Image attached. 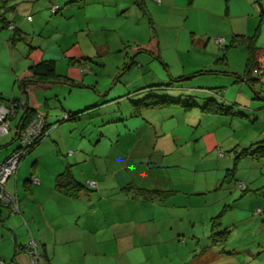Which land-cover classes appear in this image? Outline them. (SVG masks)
<instances>
[{
  "label": "crops",
  "instance_id": "0c3cea01",
  "mask_svg": "<svg viewBox=\"0 0 264 264\" xmlns=\"http://www.w3.org/2000/svg\"><path fill=\"white\" fill-rule=\"evenodd\" d=\"M28 1L30 2L24 5L23 14L20 17L14 16V13H11L9 17L4 15V17L15 27L14 30L20 32L22 38L26 36V39H31L29 33L26 32L28 26L24 27L25 23L30 22L31 29L35 32L42 26L44 19L39 13L31 19H28L29 16L31 17L30 14L24 15L26 12L29 13L31 6L32 10L39 7L36 4L30 5L35 0ZM66 1L70 4L78 3L80 0ZM138 1H141V5ZM201 1L206 4L204 7L207 10L212 8L211 0H193L191 7L196 9L198 2ZM212 1H216L215 4L218 5L223 0ZM234 1L231 0L228 3V9L231 10ZM252 1L257 2V0ZM156 2L162 3V0H156ZM111 3L110 12L118 11L119 1ZM134 3L140 6L141 11L147 13V0H134ZM55 4L61 10V4L55 0H48V4L44 5V8L48 6L50 9ZM91 4L98 8L103 5L95 2ZM172 6H165V8H172ZM19 7L20 5L16 7L17 11H19ZM13 9L15 8L13 7ZM262 12L264 11L261 10V15ZM207 15L209 16V14ZM190 16L188 10L186 17ZM238 20L239 18L235 25L238 24ZM245 27H247L245 31H232L231 37L235 34L251 35L252 25L249 20H246ZM236 29L237 27L234 26V30ZM14 30L10 29L11 32L7 40L10 47L16 43L11 41ZM59 36L61 44L58 39L55 42V47L61 46V50L56 56H60L62 61L66 62L67 71L61 74L56 69L57 74L73 81L68 82L71 85L70 95L75 91L73 88H82V82L87 84L85 87H91L92 94L84 98L89 99L88 102L79 98L80 102L75 100L67 103V94L61 87V98L62 93L64 97L63 101L60 100L59 103L63 114L60 115L61 119H58L59 117L56 118L57 113L52 116L50 114L51 109H59L57 104H53L52 95L44 91H35L34 97L39 103L35 101L30 104V107L36 109L35 116L32 118L42 117L45 120L48 134L31 149L29 155L27 154L23 158H27V162H23V159L20 161L17 172L8 180V182L11 180V186L7 182V189L16 193L19 198L20 213H11L7 206L0 204V264H33L31 255L26 249L31 239L37 242L43 255L42 264L43 260L44 264H159L158 260L177 256L185 245L190 244L191 239L199 244L200 239L207 237L212 244V236L215 231L221 232V227L224 228L223 231H229L231 225L226 226L223 225L225 222H222V216L226 207L229 206L224 184L234 182L235 188L240 190L241 195H245V197H250V194L256 195L252 193V189L264 186L257 185L259 184L258 176L255 177L254 182L251 177L242 180L241 176L236 175L243 156L235 162V173L230 174L231 169L229 168L233 164V159H229V164L220 160L219 157L226 156L224 152L223 155L219 154L220 150L223 151L224 141L220 137L219 130L209 129L210 122L206 124L207 120L199 119L198 125L205 124L206 126L205 128L201 127L200 133L182 130L176 121L169 134L166 133L167 131L162 135L159 134L156 126L152 131L147 130L146 121L154 125V118L157 116L156 109H162V107L145 106L137 110L133 104L150 94L177 98L166 93H154L153 90H148L146 85L130 91L128 89L122 95L111 94L108 87L99 85L97 77L93 78L86 74L84 65L91 57L83 51L80 41L75 40L73 43H68L66 33ZM223 37H218L214 41L222 48L223 46H220L221 44H218L217 40ZM2 39L3 36L0 35V41ZM63 42H66L65 46H62ZM28 45L26 53H22L18 58L15 53L12 55L13 72H16L14 73L16 76L22 70L19 68L28 67L42 60H54L56 66V60L59 58L52 56L54 53L47 52L40 41ZM239 46L245 48L243 44ZM227 54L221 57L228 60ZM18 59H25L22 61L21 67H18ZM225 60L216 62L225 63ZM260 63L264 68L261 55ZM228 65L226 69L204 67L192 71L186 77H183L184 75L173 77L179 80L173 81L171 85H168L169 82L156 81V84L163 85V88L157 90L166 92L168 88L190 81L197 75L226 74L224 71L237 73L232 69L233 67L231 68L230 60ZM209 69L216 70V72L207 73L206 70ZM253 73L260 77L259 83L262 88L264 70L262 74L260 70H255ZM209 80L211 79L207 76L197 84L183 85L192 90L205 89L207 88L205 84H212L208 82ZM50 88L51 86L45 90ZM20 93L18 99H26L22 90ZM76 93L79 95L80 92ZM207 96L191 95L190 102L195 106L189 108L184 107L183 109V105L179 103L170 105L181 107L185 113L198 109L199 112L209 115V112L205 113L206 111L201 110V107L207 99L214 97L218 100V98L213 93ZM12 97L17 98V96ZM12 97L4 96L0 92V100ZM259 98L262 99L260 96ZM180 100L183 102L185 99L180 98ZM123 101L127 103L125 107L118 106L107 115L110 120L106 122L102 120V123H116V130L108 132L101 130L99 135L96 134L92 130L95 124L94 120L98 119L93 117L97 114L96 111H102L112 103L117 104ZM44 105L45 110L43 109ZM176 107L172 110L175 114L170 118L179 114V109ZM24 112L25 108L23 107L16 109L15 116L11 120L13 136L10 137V132L2 136L1 138L7 137V139L0 141V148H7L15 141L18 142L16 129L25 125ZM105 112L107 111L105 110ZM64 113L75 116L64 118ZM209 117L211 116L209 115ZM14 118H17L15 124H13ZM258 123L260 124L258 126L260 128L259 136L264 137V118ZM234 132L237 131L234 130ZM231 140L228 146H232L236 156L243 151H240L241 146L244 149L249 147L247 142L243 143L238 137ZM104 142L106 143L104 144ZM99 143H103V145L99 146ZM250 144H254V141H250ZM17 146L1 151L0 161L9 156ZM248 156L256 157L255 155H246L245 158ZM182 161L186 163L185 166L180 165ZM177 167H180L179 172ZM67 168H70L74 178L84 186L77 197L69 196L55 186L56 177ZM228 174L233 177L228 178ZM33 175L39 178L38 183L31 181ZM89 180L95 181V185H89L87 183ZM241 183L245 184L244 188L240 186ZM130 185L132 187L128 188ZM138 188L166 190L170 194L164 199H147L138 193ZM211 192H213L212 195ZM257 205L258 202L254 204L256 209L250 203L244 208L232 205V211H238L234 215V224L240 220L244 224H251L259 209H257ZM229 208L231 206L227 209ZM220 213L222 214L219 223L213 226V220ZM208 245L209 241L205 244L206 249H208Z\"/></svg>",
  "mask_w": 264,
  "mask_h": 264
},
{
  "label": "rangeland",
  "instance_id": "374dc122",
  "mask_svg": "<svg viewBox=\"0 0 264 264\" xmlns=\"http://www.w3.org/2000/svg\"><path fill=\"white\" fill-rule=\"evenodd\" d=\"M55 1H58L62 6L61 10L55 14L48 6L44 8V5L48 4V0H35L30 3V5L36 4L39 7L32 10L31 6L29 13L26 12L24 15L30 14L32 18L39 13L44 19L42 26L35 32L31 29L30 22H26L25 25L22 23L25 28L28 26L26 32L29 33L31 39H26V36L20 38V33H17V38L13 41L16 43L13 47H10V43L8 45L7 41L11 32L10 29L8 27L0 28V35L3 36L0 41V92L4 96L19 97L21 95L18 85L15 83L16 74L14 73L16 72H13L12 55L15 53L18 58L22 53H26L28 44H36L40 41L47 52L54 53L52 56L55 57L61 50V46L55 47V42L59 39L61 44L59 35L66 33L68 43L79 40L81 46H83V51L91 57L84 65L86 74L93 78L97 77L99 85L108 87L107 89L111 94L122 95L128 89L130 91L146 85L148 90L152 88L154 93H166L177 99L181 97L185 99L183 100L184 103L190 102L191 95L208 97L207 95L213 93L218 100L230 106L231 112L224 114L209 113L211 116L209 117V115L199 112L198 109L197 111L185 113L182 110L184 107L164 105L162 109H156L157 116L154 118V125L146 121L145 126L150 131L154 130L156 126L159 134L162 135L166 131L169 134L176 121L178 127H181L182 130L200 133L202 131L201 127L205 128L206 126L205 124L198 125L200 123L199 119L207 120L206 124L210 122L208 124L209 129L219 130L220 137L224 141L222 150L226 156L219 157L220 160L229 164V159H233V164L230 165L229 169L234 171L231 170L230 174H234L236 171L234 167L236 154L233 152L232 146L228 145L232 141L231 139L238 137L243 143L247 142L253 150H257L255 152L257 154L254 158L243 156L236 175L241 176L242 180L251 177L254 182L255 177L258 176L259 184L257 185H264L262 184L264 183V153H261L264 149V137L259 136L258 133L260 129L258 122H261L264 118V82L262 88L260 87L261 83L257 82L254 86L256 90H254L246 81L237 79V76L244 71L246 62L247 52L244 47L235 46L223 49L214 42L216 38L224 36L226 38L225 43L228 44L232 39V31H245L247 29L245 27L246 20H249L252 25L251 34L260 25L257 44L261 47V60L264 62V57H262L264 54V17L261 15V10L264 11V0H257L255 3L252 0H235L231 10L227 8V3L224 0L218 5L215 4L216 1L211 0L213 4L209 10L204 7L206 4L201 1L198 2L196 8L199 11L191 7L193 0H162V3H157L156 0H147V13L141 11L140 6L136 5L134 0H117L120 3L119 10L113 11L112 9V13L109 8L112 5L111 2L114 3L116 0H80L78 3L70 4L66 3V0ZM28 2L30 1L0 0V14L9 17L11 13H14V16L20 17L23 14L24 5ZM93 2L102 3L103 5L98 8L96 5L91 4ZM19 5V11H17L16 7ZM70 5L73 6L70 7ZM165 6H172V8L166 9ZM13 7L15 9L12 10ZM188 10L191 14L189 18L186 17ZM170 13L171 15H169ZM237 18H239L238 24L235 25ZM25 19L27 18L25 17ZM234 26L237 27L236 30H234ZM154 36L159 40V58L146 52H138V46L148 43ZM65 43L63 42L62 46H65ZM224 54H227L228 60H225V63L216 62V59ZM56 57L59 58V60H56L57 72L63 74L67 71L66 62L62 61L60 56ZM23 60L25 59H18V67H21ZM229 60L231 68L233 67L232 69L237 73L232 71L221 75H197L190 81L168 88L166 92L157 90L163 88V85L156 84V81L172 82L175 79L173 77L180 75L186 77L192 71L204 67L226 69L229 66ZM24 68L26 66L19 69L23 70ZM207 76L211 79L208 82L212 84H205L207 87L205 89L192 90L183 85L197 84ZM81 85L82 88H73L75 91L72 95L69 92L71 89L70 83L62 82L52 83L50 89H36L35 91H44L52 95L53 104H57L59 109H51L50 114L52 116L57 113L56 118L61 119L63 111L59 101H63L64 95L62 93L61 98L62 91L60 88L62 87L63 92L67 94V103L75 100L80 102L79 98L84 99L92 94L91 87H85L87 84H84V82ZM76 92H80L79 95ZM84 100L89 101V99ZM126 104L123 101L117 104L112 103L102 111L98 109L97 114L93 116L98 119L94 120L95 124L92 130L98 135L101 130L105 132L116 130V123H102V120L105 122L110 120L107 116L109 112L117 109L118 106L123 108ZM174 107L179 109V114L170 118L171 115L175 114L172 111ZM43 109H46L45 105ZM165 119L167 121L164 122ZM16 122L17 118H14L13 124ZM83 122L85 123L84 119ZM234 130L237 132H234ZM13 132L14 130L10 131V137L13 136ZM6 139L7 137H3L0 141ZM250 141H254V144L251 145ZM16 145H18V142L15 141L7 148L1 147L0 152ZM102 145L103 143H99V146ZM241 148L240 151L244 149ZM23 162H27V158L23 159ZM180 165L185 166L186 163L182 161ZM176 169L178 172L180 171V167ZM227 177L231 178L233 176L228 174ZM8 183L11 186V180ZM233 183L224 184L227 203L231 208L227 209L229 206L226 207L222 222H225L223 225L231 226L229 231L225 230L224 236H219L220 239L222 237L223 239L218 244H211L210 239L207 237L200 239L199 244L191 239L190 244L185 245L182 252L177 256L158 260L159 264H264V194L255 192L254 190L257 189L255 188L252 189V193L256 195L250 194V197H245V195H241L242 192L236 189ZM252 187H255V185H252ZM260 189H264V186ZM210 194L212 195L213 192ZM235 194L237 195L234 196ZM257 202V209H259L255 220L251 224H244L242 220L234 224V215L238 211H232V205L244 208L250 203L254 207ZM254 209L256 208L254 207ZM220 230L223 231L224 228L221 227ZM207 241H209L208 249L205 247Z\"/></svg>",
  "mask_w": 264,
  "mask_h": 264
},
{
  "label": "trees",
  "instance_id": "16d2710c",
  "mask_svg": "<svg viewBox=\"0 0 264 264\" xmlns=\"http://www.w3.org/2000/svg\"><path fill=\"white\" fill-rule=\"evenodd\" d=\"M231 0H225L227 3V8H228V3ZM139 4L141 5V1H138ZM57 5V4H56ZM58 8V11L59 12ZM56 12V13H57ZM262 16L264 17V12H262ZM11 25L7 18L4 17L3 14H0V28L4 27H9ZM259 31H260V25L257 27L256 31L252 33L251 35H244V34H235L232 39L229 41L228 44L224 43L226 40L224 38L223 42H217L218 44H221L220 46H223L224 49H228L230 47H235L239 46L240 44H243L245 46L246 52H247V57H246V62H245V68L242 74L237 76L238 80L241 81H246L249 83V85L254 89V86L256 85L257 82H260L259 78L257 77L258 75H254V71L260 70V73H263L264 68L261 66L260 63V55H261V47L258 46L257 41L259 37ZM20 33L18 30H14L13 34L11 36V41L13 42L16 40V34ZM21 38V35H20ZM14 43V42H13ZM224 43V45H223ZM159 40L156 36H154L148 43H144L140 46H138V52H146L149 54H152L153 56L159 58ZM220 60H225L224 57L218 58L216 61ZM55 61L54 60H42L38 63H35L33 65H30L26 68H24L22 71H20L15 79V83L18 85V88L23 91V93L26 95V105L23 107L25 108L24 112V124H26L33 116H35V108L30 107V104H33L35 101L37 103L38 100L35 99L34 93L36 89H45L51 86L52 83H57V82H62V83H68V82H73L72 80L68 79L67 77L61 76L57 74L56 68H55ZM207 73H213L216 72V70H206ZM225 73H229L228 71H224ZM179 79L172 80L173 81H178ZM172 82H169L168 85H171ZM149 90H152L150 88ZM256 90V89H254ZM257 92V91H256ZM260 94V93H258ZM13 100H17L18 97H12ZM181 98V97H180ZM10 99V98H9ZM9 99H1L0 101H8ZM191 99V96H190ZM173 103H179L183 105L185 108H189L192 106H195L192 102L184 103L180 99H172L169 97H164L160 95H155V94H150L143 98L141 101L136 102L133 104L135 109H140L141 107L145 106H164V105H169ZM206 112L209 113H229L231 112V107L227 106L224 102H219L216 98L211 97L207 99L205 102V105L201 107ZM75 115L68 114V118H73ZM26 122V123H25ZM257 150H251V147L243 149L242 152H240L236 157H235V162L240 159L242 156L246 155H255L257 153ZM261 153H264V149L261 151ZM236 166V165H235ZM232 170V169H231ZM230 170V171H231ZM229 171V173H230ZM234 171V170H232ZM55 186L58 190L64 192L65 194L73 197H77L79 191L84 187L82 183L77 181L70 168H67L65 171L61 172L57 177H56V182ZM132 187V185L128 186V188ZM138 193L143 195L147 199H164L167 195L170 194L169 191L166 190H158V189H142L138 188ZM257 193H263L264 194V189H256L254 190ZM220 213L218 216L215 217V220H213V226H216L221 217ZM226 231H221V232H214L212 236V241L215 244H218L223 237L220 239L219 236H224Z\"/></svg>",
  "mask_w": 264,
  "mask_h": 264
},
{
  "label": "built area",
  "instance_id": "2783aa9c",
  "mask_svg": "<svg viewBox=\"0 0 264 264\" xmlns=\"http://www.w3.org/2000/svg\"><path fill=\"white\" fill-rule=\"evenodd\" d=\"M58 5H52L50 10L52 13L58 11ZM28 19H31L29 16ZM9 29L14 30L13 25H9ZM219 43L224 41V38L217 40ZM26 99L20 98L13 100L10 98L8 101H0V137L8 134L11 131V120L15 116L16 109L24 107ZM64 118H68V114L64 113ZM18 146L14 151L5 159L0 161V204L7 206L11 213H20L19 198L16 193L7 189L8 180L17 172L20 161L31 151V149L47 136L48 130L46 128L45 120L42 117H34L27 124L20 126L16 129ZM223 155V151H219ZM31 181L34 183L39 182V178L35 175L31 176ZM89 185H95V181L89 180ZM241 187L245 184L241 183ZM31 255L33 264H42V253L36 241L31 239L26 247Z\"/></svg>",
  "mask_w": 264,
  "mask_h": 264
}]
</instances>
